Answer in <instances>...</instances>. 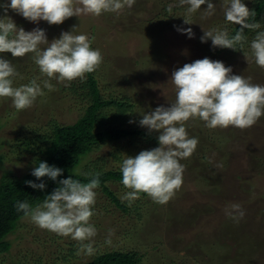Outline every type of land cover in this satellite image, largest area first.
Returning <instances> with one entry per match:
<instances>
[{"label": "rangeland", "instance_id": "1", "mask_svg": "<svg viewBox=\"0 0 264 264\" xmlns=\"http://www.w3.org/2000/svg\"><path fill=\"white\" fill-rule=\"evenodd\" d=\"M211 2L215 5V12L211 16L205 15L206 4L196 13L188 15V5H181L180 0H136L131 8L125 7L119 13L105 12L98 17L91 14L72 16L59 25H50L43 20L30 22L11 9L7 16L26 32L35 28L45 30L49 43L60 38L62 32L72 30L73 34L94 37L91 47L99 49L103 56V62L95 74L102 97L109 99L126 94L130 101L128 104H132L122 116L123 120L116 119L117 125L138 127L149 132L139 123L143 115L159 106L170 107L176 101L172 72L187 63L207 57V49L197 48L204 24H208L207 29H222L224 26L217 25L226 20L223 14L225 0ZM5 3H10V0H0V5ZM164 6L172 7V12L165 14L189 19L192 24L169 20L161 31L149 24H138L152 17L159 21L161 14L152 12H163ZM175 6L178 9H174ZM141 9L146 15L139 13ZM3 17L4 10L0 8V18ZM177 27H190L194 38L177 31ZM46 47L40 46L41 49ZM250 50L249 46L244 52L235 54L208 51V55L211 54L209 59L212 61H221L226 67H231V74L245 78L248 76L251 83L260 78L258 80L264 86V75H260L259 66L255 64ZM28 54L31 56L27 57L26 54L13 58L11 53H0V58L12 61L19 73L14 78V87L26 85L32 79L38 82L48 79L40 73L34 62V54ZM80 81L76 79L60 83L56 79L51 80L55 90L49 92L43 89L46 95L38 97L33 106L25 110L17 111L9 97L0 98V181L8 178L22 180L25 173L37 167L39 160L46 158L45 149L48 145L41 143L45 140H36V135L50 131L56 123L72 124L85 114L87 98L81 100L76 97L79 96L76 93L79 89L75 88ZM65 84H70L66 90ZM114 111V101L101 109L106 126L111 124L109 115ZM193 119L198 124H206L199 118ZM193 119L190 120L194 124L189 121L185 124L189 137H197L195 132H201ZM194 126L197 127L196 131ZM216 131L223 134L220 141L226 139L227 144H232L229 151H222L216 138L212 140L210 136L198 133V137L203 138H198L195 152L190 158L180 161L185 166L183 185L166 204L156 203L148 195L140 194L128 211L118 205L102 187L95 190V215L90 223L95 226L97 234L91 241L84 242L93 244L94 254L77 255L80 242L70 236L63 237L42 229L24 216L7 237L12 247L0 255V264H85L100 252L113 249L137 251L143 255L141 264H264V116L250 128L242 130L229 126L218 127ZM149 133L151 138L138 134L102 144L85 157L75 171L94 175L100 171L121 168L127 156L135 157L143 150L159 147L160 133ZM27 137L33 141H25ZM210 152L215 155H208ZM211 166L218 170L217 180L225 186V189L216 193L197 177V170L202 167L206 170ZM111 187L119 201L129 206L120 197L131 190L121 182H111ZM232 204L241 205L245 212L238 222L226 215V210L231 211ZM229 232H235L237 238H232ZM108 240L110 244L106 242ZM223 243L231 245L224 252L229 260L225 262L226 257H222L219 262L213 257L218 254V250L226 249L220 247ZM237 253L242 257L237 259Z\"/></svg>", "mask_w": 264, "mask_h": 264}, {"label": "clouds", "instance_id": "2", "mask_svg": "<svg viewBox=\"0 0 264 264\" xmlns=\"http://www.w3.org/2000/svg\"><path fill=\"white\" fill-rule=\"evenodd\" d=\"M136 0H10L0 5L4 17L0 18V53H11L13 58L34 54V62L40 73L46 76L41 82L32 79L26 85L13 86L14 78L19 76L12 61L0 58V98L9 97L17 111L31 108L38 97L55 90L51 80L60 83L80 79L84 82L86 74L95 72L103 62L99 49L91 47L94 37L86 34L62 32L60 38L47 39L43 29L35 28L26 32L18 28L7 16L9 9L22 15L30 22L47 21L50 25L62 24L66 19L91 14L100 16L105 12L119 13L125 7L131 8ZM181 5H188L191 15L207 5L205 15L215 12L211 0H180ZM80 5V6H76ZM172 12V7L167 8ZM225 19L240 25L234 36H229L228 29L214 28L204 31L201 42L210 38L214 48L243 49L248 43L245 29L256 32L250 43L255 63L264 68V30L255 20L256 11L250 10L242 0H225ZM184 23L191 25L189 19ZM175 27V26H174ZM75 28V27H74ZM73 28V29H74ZM177 31L194 38L192 29L177 27ZM41 45H47L41 49ZM231 67L221 61H212L205 57L172 72L171 80L176 88V101L170 107L159 106L154 111L144 114L139 121L149 132H159V147L143 150L135 157L127 156L122 161V184L131 191L120 197L129 206L140 198V193L147 194L154 202L168 203L183 185L185 166L181 160L190 158L199 143L198 138L189 137L185 124L193 118L206 122V127L215 129L229 126L246 129L254 126L264 116V86L252 84L250 78L234 75ZM22 78V77H21ZM70 84H65V87ZM63 174L61 168L40 162L32 175L37 179L48 177L53 181ZM100 173H96L87 183L73 178L58 181V187L43 202L31 207L27 201L17 202L18 212L42 229L80 242L77 255H92L95 252L91 241L97 230L90 220L95 212L96 189L100 185ZM33 189L44 190L42 182L36 184L26 181ZM226 215L237 222L245 212L241 205L232 204ZM111 243L110 240L106 241Z\"/></svg>", "mask_w": 264, "mask_h": 264}, {"label": "trees", "instance_id": "3", "mask_svg": "<svg viewBox=\"0 0 264 264\" xmlns=\"http://www.w3.org/2000/svg\"><path fill=\"white\" fill-rule=\"evenodd\" d=\"M242 3H244L250 10L256 11L255 20L260 22L261 24V29L257 31L264 30V0H242ZM201 7L204 6L202 5ZM167 8H165L164 6V8L162 9L163 12L159 10H153L152 13L161 14L159 21L155 20V18L152 17L151 20L143 21L145 20L143 19L138 24L141 26H144L143 24H149L150 27H153V29L160 28L161 31L162 26L168 24L169 20H176L179 24L184 23L183 18H179L177 16L172 17L168 14H165L168 13ZM174 9L178 8L175 6ZM107 13L108 12H106V14ZM139 13L141 15H146L144 14L143 9H141ZM204 25L205 27L202 28L201 33L202 36L204 35L203 31L214 29V27L207 29L208 24ZM220 25H224L223 28L226 27L228 29L229 36H234L240 28V25L227 22L226 20L222 21L217 26ZM79 32L80 31H77V33ZM244 34L248 38V43L244 45L243 49H240L239 47L237 48V50L219 47L214 48L212 46V41L210 38L207 40L208 47L206 42L202 43L201 41H199L197 43V48L207 49L206 56L208 58H211V54L208 55V51L217 54H220V52H233L234 54L238 52H244V49L250 46V43L252 39H254L256 32L245 29ZM28 56H31V54H27V57ZM259 69L260 75H264V68L259 67L258 70ZM95 74L96 71L86 74L85 81H80L78 86H76L75 88V90L77 88L79 89V91L76 90V93H78L79 96L73 94L74 96L79 97L81 100H85V98H87L88 105L86 106L85 114L72 124L60 125L59 123H56L54 127L50 129V131L42 132L41 134L39 133L38 135H36V140H45L41 143L48 145L45 149L46 158L43 160H39L38 165L36 166L38 167L40 162H46L49 166L61 168L63 170V174L57 178V181H53L48 177L37 179L32 175L33 171L27 172V174L25 173L22 180L17 178H8L0 181V255L8 252L11 249L12 244L7 239V237L17 228L19 220L24 217L23 212L17 211L16 204L18 201H27L29 205L34 208L36 205H39L43 202L45 196L51 194L59 186V180L71 177L75 180H79L82 183L89 182V180L95 174L90 175L84 173L85 175H83L76 172L75 168L79 164H81L84 158L87 157L91 152H93L94 149L100 148V146L104 143L113 141L114 139L117 140L124 136L133 137L138 134L147 135V137L149 138L152 137L149 132H145L138 127H127L126 125L122 124L117 125L118 123L116 119L118 121L123 120L122 116H125L129 108L132 107V104H128L130 101L128 100V96L126 94L123 96H117V98H103L100 90L99 80ZM247 77L248 76H246V78ZM258 79L254 80L252 84L263 86V82H260ZM64 90H66V87H64ZM112 101H114L116 111H114L111 116L109 115L111 124L109 126H106L107 122L103 120L101 109L106 105L112 103ZM191 120H189V123L194 124L191 123ZM194 122L197 123L196 120ZM197 127L199 130H201V132L198 133L206 134V136H210L212 140L216 138L215 141L220 143L221 150L229 151L232 144H227L226 139L220 141V137L223 134L219 131H216L218 127L215 129L208 128L206 127L205 123H197ZM197 127L194 126L195 131ZM195 133L197 135V137L195 138H203L198 137L197 131ZM30 140L33 141V139H30L28 137L27 139H25V141ZM213 153L214 152H210L208 155L214 156L215 154ZM208 160L212 161L211 157H208ZM200 170L201 172H199ZM200 170H197V177L202 179V183H205L209 187V190L211 189L214 193H216L221 189H225V186L217 180L219 178V172L215 167L211 166L206 170H204L202 167L200 168ZM215 171L217 173H215ZM98 173H100L99 187H102V190L108 193V195L113 198L118 205L122 206L128 211L129 207L130 209H132V206H128L119 201V198L111 187V182L122 183L121 168H112L100 171ZM26 181H32L36 184H40L43 182L46 187L44 190L33 189L32 187L28 186V184H26ZM140 194L147 195L145 193ZM228 235H231L232 238H237L235 232H229ZM230 246L231 245H228L227 243L221 244L220 247L226 249L224 251H222V249L218 250V254L214 255L213 258H217L219 262L222 260V257H226L225 262L229 260L224 252H226ZM235 256L237 259L242 257L239 256L238 253ZM142 257L143 255L139 254L137 251L133 252L113 249V251L106 250L104 252H100L92 261L85 264H141L140 261H142ZM173 260L175 261V259H172L171 261Z\"/></svg>", "mask_w": 264, "mask_h": 264}]
</instances>
